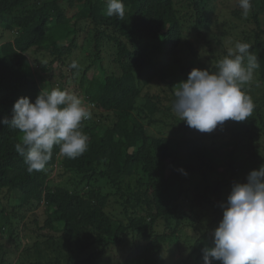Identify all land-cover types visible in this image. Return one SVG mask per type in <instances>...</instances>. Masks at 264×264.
<instances>
[{
	"label": "trees",
	"instance_id": "1",
	"mask_svg": "<svg viewBox=\"0 0 264 264\" xmlns=\"http://www.w3.org/2000/svg\"><path fill=\"white\" fill-rule=\"evenodd\" d=\"M64 1L0 0L11 34L0 120L43 89L95 103L87 150L69 159L55 146L39 172L16 152L18 130L0 123V264H204L221 204L264 164V0L247 17L217 0H123L122 20L105 14L108 0ZM237 41L260 64L245 86L255 107L211 136L180 119L174 93L193 68L216 71Z\"/></svg>",
	"mask_w": 264,
	"mask_h": 264
},
{
	"label": "clouds",
	"instance_id": "2",
	"mask_svg": "<svg viewBox=\"0 0 264 264\" xmlns=\"http://www.w3.org/2000/svg\"><path fill=\"white\" fill-rule=\"evenodd\" d=\"M238 4L247 17L251 0H238ZM125 13L123 0H108L107 16L122 20ZM1 40L0 45L7 39ZM250 48L249 43L237 41L218 61L216 71L193 68L179 83L173 110L189 127L210 133L225 121L241 122L252 115L255 105L245 86L260 64ZM70 67L79 65L73 61ZM93 109L94 102L75 93L58 87L43 89L34 102L27 96L18 98L11 116L0 123L20 133L15 150L33 173L45 170L55 146H59L58 156L69 159L87 150L89 139L82 122L91 119ZM221 207L223 216L213 231L212 246L203 249L204 264H264V164L253 169L246 182L234 183Z\"/></svg>",
	"mask_w": 264,
	"mask_h": 264
},
{
	"label": "rangeland",
	"instance_id": "3",
	"mask_svg": "<svg viewBox=\"0 0 264 264\" xmlns=\"http://www.w3.org/2000/svg\"><path fill=\"white\" fill-rule=\"evenodd\" d=\"M68 1L67 0H65L63 3H61V5L63 6V7H65V8H67V10L68 9H72L71 8V6H69L68 5V3H67ZM227 4H232V7L231 8H237V9H241L240 7H239V4L237 3V1L236 0H217V2H216V6H217V8H218V11H220L221 10V8H224ZM73 10H77V8H73ZM224 10H225V8H224ZM215 16V18L217 19V21H218V23H219V25L221 24V21L219 20V19H221L222 18V13H219V12H217L216 13V15H214ZM219 18H217V17ZM222 29L223 28H225V26H220ZM238 27H240V26H238ZM0 35H3L5 38H10V35L8 34V33H5V32H2L1 31V27H0ZM2 42H4V40H1V42L0 43H2ZM217 48H221V47H218L217 46ZM222 50V49H221ZM106 60V59H105ZM252 82H253V80H252ZM72 86L74 85V83H72L71 84ZM160 88H161V86H158V87H156V88H153V90H157V92H159V90H160ZM249 95V94H248ZM249 96H251V95H249ZM227 124L229 125V124H240V123H235L233 120H230V122L229 121H227ZM215 132H216V130L214 129L213 131H212V133L210 134L211 136H213V134H215ZM225 138V140L228 142V139L226 138V137H224ZM223 142V138L221 139V143ZM189 232H190V230H188ZM125 244V243H124ZM130 248V245H128V244H125L124 246H123V249H129ZM173 248L174 247H171V246H166L165 247V250H164V252H174L173 251ZM174 253H177V251L176 252H174ZM174 253H169L168 255H166L167 256V259L169 260V261H173V260H175L176 258H175V255H174Z\"/></svg>",
	"mask_w": 264,
	"mask_h": 264
}]
</instances>
